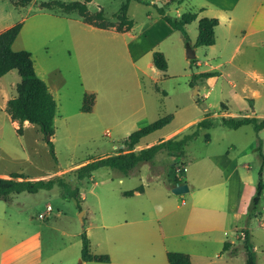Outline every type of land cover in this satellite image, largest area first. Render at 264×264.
Wrapping results in <instances>:
<instances>
[{"label":"rangeland","instance_id":"obj_1","mask_svg":"<svg viewBox=\"0 0 264 264\" xmlns=\"http://www.w3.org/2000/svg\"><path fill=\"white\" fill-rule=\"evenodd\" d=\"M0 1L7 3L10 16L17 23L54 0H31L23 7L14 4L18 0ZM151 1L130 2L128 15L134 20L135 27L128 33L91 28L76 16L59 18L52 13L43 16V22L34 17L23 21L26 23L19 46L32 52L38 73L51 87L57 102L55 133L51 139L56 159L47 143L48 136L45 137L37 126L17 128L9 117L3 98L8 94L15 96L21 81L18 72L12 71L0 80V175L20 173L29 178L38 175L43 180L63 177L72 189L79 187L80 196L85 195V198L80 202L67 200L56 189L51 192L42 190L38 194L22 193L10 203L0 200V245L5 243L6 237L19 240L31 229L40 227L42 264H108L82 261V235L86 233L88 236L91 252L104 254L106 244L101 238L106 230L101 227L102 216L108 220L115 209L131 203L133 200L124 198L118 190H131L135 186L145 188L150 203L165 204L166 208L178 204L181 207L178 213L188 208L181 206V199L188 202L206 187L212 192L232 195L241 190V210L249 214L262 168L264 179V130L257 133L253 125L231 129L222 125L221 120L242 116L245 110L250 117L264 118V33L254 40L255 46L247 41L231 58L228 53L219 56L220 46L225 45L224 39L228 35L221 31L215 49L201 46L197 53L194 51L197 59L203 62L197 66L193 59L187 58L189 48L181 33L169 28ZM125 2L93 0L88 9L90 13L102 9L107 20L117 24L114 15ZM165 9L169 16L176 17L186 10V4L166 6ZM198 33L196 21L188 27L192 45ZM141 49L148 51L136 63L143 72L131 60L132 55ZM156 51L166 54V73L147 65ZM214 69L218 72L216 77L199 78L195 85L192 84L203 70ZM90 94L95 95V104L92 111L85 112V98ZM168 114L174 115L172 122L147 137L142 143L144 146L158 142L170 132L177 131V137L189 134L205 118L212 119L215 125L201 128L199 135L185 148L184 156L173 158L174 164H170L165 152L158 159L147 162V166L141 164L135 172L141 166L144 168L138 174L133 171L125 175L103 167L95 171L92 180L81 181L73 172L83 166L80 164L85 165L126 148L128 137L139 126ZM227 151L231 158L244 151L239 159V171L241 176L245 173L242 182L246 184H240L237 177L225 179L227 176L219 166L224 170L229 168L225 158L221 157ZM210 158H214L218 166ZM184 164L187 170L181 173ZM170 167L182 182L193 185L190 192L182 195L168 192L167 186L173 185L167 179ZM120 179L124 184H119ZM95 181L99 183L97 188ZM47 203L53 208L50 215H47ZM217 206L226 208L227 203ZM40 213L46 218L40 219ZM165 213L164 208L161 214ZM91 221L95 224L89 229ZM182 223L183 219L175 222L163 219L164 226L180 232L183 231ZM263 223L264 191L256 216L242 224L244 232L249 231L250 239L257 246L264 245ZM236 235V231L231 233L230 240L238 242ZM234 264H246L243 253L235 256Z\"/></svg>","mask_w":264,"mask_h":264},{"label":"crops","instance_id":"obj_2","mask_svg":"<svg viewBox=\"0 0 264 264\" xmlns=\"http://www.w3.org/2000/svg\"><path fill=\"white\" fill-rule=\"evenodd\" d=\"M151 3L154 5L156 4L159 7H164V9L166 6L167 7H170L172 5L181 6L182 4H186V10H184V12H182L181 14L178 13L176 17H180L185 12L196 13L197 19L194 22L198 21V26H199V20L202 18L205 17L216 18L219 21L218 26L215 28L216 42L212 46H204V47L215 49L219 44V32L222 31L224 34L227 33L228 35L224 39L225 45L222 47L220 46L219 49L220 57H223V55H226L228 53L229 56L232 58L242 49L243 44L247 41L251 43V46H255L256 42L254 40L257 38L258 35L264 33V0H177V2L174 4L173 3L169 4L168 0L166 1L153 0L151 1ZM159 3H162V5L160 6ZM9 11L10 9L8 8L7 3L0 1V33L12 27L16 23L15 20H12ZM47 14H51V13L42 9H38L35 13L29 15L28 18L34 17L36 19H39V22H43L42 17ZM28 18L27 17L22 18V21H26V19ZM59 18H64V17H59ZM129 18L132 19L131 17ZM162 20L164 19L162 18ZM76 22H80V21H76ZM25 23L26 22L23 23L19 36L17 37V39L15 40L12 46V49L15 52L30 51L25 48H21L19 46V42H20L19 40L22 35V31ZM83 24L91 28H98L84 22ZM191 24L186 26L187 32H188V27ZM168 26L171 30H174L169 24ZM134 27H135V22L133 28ZM133 28L131 30H133ZM128 32L129 31L123 33H128ZM127 47H128V52L131 53L129 45ZM198 48L199 47H195L193 48V50L197 53ZM146 52L148 51L141 49L137 54H134V56L131 54L132 55L131 60L133 61L136 68L141 72H143L142 68L136 63L139 59L142 58L143 55H145ZM29 53L33 61V67L36 75L45 82L49 94H51V96L53 97L56 103V113H57V102L53 96L51 87L46 82V80H44V78H42V76H40V74L38 73L33 54L32 52ZM162 53L166 57V54L164 52ZM194 59L196 60L197 66H201L203 64V62L197 59L196 55ZM204 64L209 65L208 62H204ZM147 65L150 68H153L154 66L153 56H152V61L148 62ZM208 72H217V70L215 69L210 71L203 70L200 74L208 73ZM3 77H1L0 80H2ZM210 78L212 79V77ZM139 88L141 93V87ZM90 95H94V94H90ZM13 96L14 94L10 96L8 94L3 98L4 102L6 103V107H7V102ZM205 96H207V94ZM235 96L237 97L238 95ZM140 99L142 100L143 103V97H141ZM241 100L242 102H245L242 98ZM94 104H95V95H94L93 105ZM140 110L141 108H139L138 112ZM244 112H245L244 115L241 116V114H239V116L234 118L250 117L247 114L248 113L247 110H245ZM254 112H256V109L253 110V113ZM223 118H229V117H223ZM255 118L264 119L259 117H255ZM55 119L56 118H54V121ZM12 122L16 125L17 128L19 126L20 128L21 126L22 127L35 126L30 124L29 122H25L22 125H20L18 121L12 120ZM148 124L150 123H147L143 126H139L137 130ZM176 132L177 131L170 132L161 139H159L158 142L154 144L153 143L146 144L144 146L142 144L143 141L150 135L154 134L152 133L144 137L140 141V143L135 147L134 151H140L141 149L148 148L152 145L158 144L161 141H165L170 138L177 137ZM51 139H53V137ZM117 152H115L114 154H116ZM243 152L244 151H241L238 155L236 156L234 155V157L232 158L230 157L229 151L226 152V155L221 156L222 158H225L224 160L227 162V167H229L227 170H224L219 166L223 175L227 176V178L225 179L228 178L231 179L233 177H237L240 184L241 183L246 184L245 182H242L243 181L242 177L245 176V173L242 174L241 176L239 171V159L240 156H242ZM162 154H165V152L159 153L155 159H158V157H160ZM168 158L171 160L169 161L170 164H174L173 158L170 156H168ZM209 160L212 163H214L215 166H218L214 158H210ZM143 163L146 164L147 162H143ZM143 163H140L138 167ZM80 165H84V163ZM243 165L245 168H250V166L247 164H243ZM143 168L144 167L141 166L139 168V171L135 173L137 174L141 173L143 171ZM147 170L149 171L148 167ZM186 170L187 167L184 164L183 169L180 172L182 173L185 172ZM13 174H20V173L0 175V178L8 179ZM21 175L25 177L23 174ZM92 177L89 179L92 180ZM159 177L160 176H156V178ZM175 177H178V179L181 181V184H176L172 186L166 185L169 190L168 192L171 194H173L172 189L174 187H176L177 185L186 184L182 182V179L178 176V174H176L175 170L170 167L167 172V179L170 181ZM25 178L29 180L41 179V177L38 175L33 176V178H29V177H25ZM119 184L121 185L124 184V180L120 179ZM94 185L97 188L99 183L95 181ZM187 185L189 186V192H190L193 185L191 183H187ZM135 187H133L134 189L130 188L131 190H126V188H120L118 190L119 193L120 192L122 193V196L124 198L133 200L131 203L127 202L126 206L115 209L114 212L110 214L108 220H105L104 216H102L103 224L101 225V227L104 230H106V232L105 235L101 238V241L106 244V251L104 254H100V255H108L110 257V262L108 264H113V263L169 264L167 253L170 251L189 254L191 257L192 264H234L236 255L243 253V255L246 257V252L244 248L245 228L242 224L244 220L247 222L248 213L246 211L244 212L243 210H241V193H242L241 190L237 195H232L231 193L226 194L224 192L221 193L212 192L210 191L209 187H206L204 190L202 189L203 191L199 192L201 194H199L195 198L194 197L191 198L190 200H188V202L185 201V199H181L182 201L181 206L182 205L188 206V208L178 213L177 210L181 208L178 204L175 205L174 207L169 205V208H166L165 204L162 205L161 203H150V200L147 199L146 197L147 191L145 190V188L143 189V192H139ZM129 191H134V193L128 195L127 192ZM84 198L85 195L80 196L81 200H83ZM225 202L227 203L226 208H219L217 206V204L219 203L225 204ZM46 208H47V215H50L53 212V208L51 204L47 203ZM164 208L166 210V213L162 215L161 213L163 212ZM83 216L84 219H86V212L83 214ZM39 218L45 219L46 215L40 213ZM164 218H169L172 222H175L177 219L178 220L183 219V223H182V225L184 224V226L182 227L183 231L180 232V230L179 231L174 230L171 226L169 227L164 226L163 225ZM261 219H262V215H261ZM94 224L95 223L91 221L89 224L90 225L89 229L92 228ZM170 224L171 223H169V225ZM238 230H240L241 232H239ZM235 231L237 232V235L235 237L238 240V242H235V240H230L229 238L230 237L229 235ZM41 232L42 230L39 227V228L31 229L28 235H26L25 237L19 240L18 239L8 240V238L6 237L5 243L3 244L1 243L0 245V264H42L43 256H41L42 253ZM63 233H66V231H63ZM226 244H228V246H226L225 248ZM252 244L254 246V250L257 255V264L264 262V245L260 244L259 246H257L253 242ZM90 251H91V243H90ZM93 254H98V253H93Z\"/></svg>","mask_w":264,"mask_h":264},{"label":"trees","instance_id":"obj_3","mask_svg":"<svg viewBox=\"0 0 264 264\" xmlns=\"http://www.w3.org/2000/svg\"><path fill=\"white\" fill-rule=\"evenodd\" d=\"M30 1L31 0H18L14 4L18 7H23ZM92 1L93 0H84V2L78 0H54L43 4L42 10L48 11L59 17L76 16L84 23L92 26L101 29H113L117 32L123 33L130 31L134 26L133 20L130 19L128 15L130 2L136 1L144 3V0H126L119 12L114 15L117 22V24H115L114 21L107 20L102 9L95 13H90L88 4ZM174 2L176 3L177 0H171V4ZM155 6L159 15L174 30L181 33L185 39L186 46L189 49L201 46H212L215 44V28L219 24V21L216 18L205 17L199 20V34L195 44L192 45L189 40L186 26L197 19V14L193 12H185L180 17H171L166 13L164 7H159L156 4ZM22 26L23 21L21 20L0 33V78L15 70L18 72L21 79L16 87V95L7 102L6 110L13 121H18L20 125L29 122L32 125L38 126L45 137L50 136L47 143L50 146L53 157L56 159L54 145L51 141V138L55 133L54 118L56 115V103L51 94H49L45 82L36 75L30 53L27 51L15 52L12 49ZM192 62L196 64L195 59H193ZM153 63L160 71L166 72L168 69L167 59L162 52L156 51L153 53ZM217 75V72L200 74L195 78L192 84L195 85L199 78H210ZM93 103L94 95H86L83 110L85 112H90ZM252 104V100H250V106H252ZM173 119L174 115L168 114L136 130L128 137L126 141V149H120L114 155L93 160L73 172L76 173L77 178L81 181L91 178L95 171L103 167H109L122 174L129 175L132 174L133 171H136L140 163L152 162L161 152H166L167 155L172 158H181L184 156L186 146L199 135L201 128H210L215 125L212 119L205 118L199 121L196 124L195 129L189 134H185L181 137H173L148 148L141 149L140 151H134L135 147L144 137L163 129L170 124ZM221 124L231 129H239L243 126L253 125L257 133L264 129V119H258L255 117L222 118ZM206 138L208 139L209 136L206 135ZM171 168L174 169L173 167ZM170 182H172L173 185L181 184L178 177L171 179ZM56 189L61 191V196L64 199H75L80 202V188L75 187L72 189L71 186L65 182L63 177H54L49 180H29L21 174H13L8 179L0 178V200L8 203L12 202L14 198L22 193L38 194L42 190L51 192ZM137 191L142 192L143 187H139ZM263 191L264 179L262 168L257 186V194L252 200L248 214L249 221L256 216L260 209ZM133 193L134 191L127 192L128 195ZM226 246H228V244L225 245V248ZM244 248L246 252V264H257V255L248 230L245 232ZM81 257L84 262H110V257L108 255L91 253L90 241L86 233L82 235ZM167 257L169 264H192L190 255L186 253L170 251L167 253Z\"/></svg>","mask_w":264,"mask_h":264},{"label":"water","instance_id":"obj_4","mask_svg":"<svg viewBox=\"0 0 264 264\" xmlns=\"http://www.w3.org/2000/svg\"><path fill=\"white\" fill-rule=\"evenodd\" d=\"M159 5L161 6L162 3H159ZM195 55L196 54L193 49L188 50L187 58L194 59ZM195 69L197 68L195 67ZM48 139H50V136H48ZM188 191H189V186L187 184L177 185L176 187L172 189V193L175 195H182V194L187 193Z\"/></svg>","mask_w":264,"mask_h":264}]
</instances>
